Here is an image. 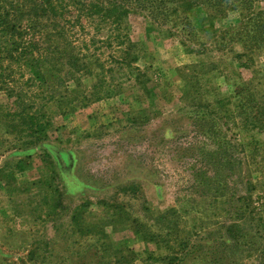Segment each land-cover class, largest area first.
Listing matches in <instances>:
<instances>
[{
	"label": "rangeland",
	"instance_id": "1",
	"mask_svg": "<svg viewBox=\"0 0 264 264\" xmlns=\"http://www.w3.org/2000/svg\"><path fill=\"white\" fill-rule=\"evenodd\" d=\"M253 8L262 10L264 2ZM188 14L196 32L184 45L143 14H128L130 65L142 76L124 63L123 48H84L79 36L88 73L78 86L68 80L47 100L35 85L25 87L45 113L37 145L12 130L14 123L6 125L0 110V264H107L120 250L163 256L165 249L133 230L132 218L151 225L143 206L149 214L171 207L182 214L180 226L191 231L192 245L180 264H264V131L233 117L231 103L235 90L248 94L249 116L264 128V49L250 64L233 57L240 51L238 42H228L240 18L236 10L208 16L196 6ZM20 31L24 42L36 40L24 19ZM14 69L19 82L27 77L22 62ZM41 72L48 96L54 74L46 64ZM95 81L98 98L89 95ZM5 101L0 90V105ZM206 112L222 116L216 129ZM215 130L242 147L240 176L249 174L254 184L251 223L236 238H227L222 226L200 224L201 212L189 207L188 197L198 199L186 188L191 163L201 146L212 148ZM24 147L31 149L15 152Z\"/></svg>",
	"mask_w": 264,
	"mask_h": 264
},
{
	"label": "trees",
	"instance_id": "2",
	"mask_svg": "<svg viewBox=\"0 0 264 264\" xmlns=\"http://www.w3.org/2000/svg\"><path fill=\"white\" fill-rule=\"evenodd\" d=\"M256 1L259 0H0V90L6 100L0 105V110H5L1 117L9 120L6 125L10 122L15 124L12 130L25 132L24 135L29 137L26 143L37 145L42 141L41 134L46 124L44 109L41 104L33 106L26 88L35 85L41 89L43 99L47 100L68 80L73 86H78L81 77L88 73L86 60H83L86 55L79 51L78 37L81 35L85 36L79 41L82 39L84 48L97 45L123 48L124 63L130 71L135 70L134 77L142 76L130 65L135 59V52H132L134 44L127 33V16L131 12L141 13L152 24L164 27L170 35L179 36L178 42L184 45L185 40H190L196 32L188 14L191 8L202 6L208 16H223L230 10H236L240 18L236 26L229 28L233 35L228 42L239 43L240 51L235 52L233 57H244L243 63H253V56L264 49V8L254 10ZM22 19L27 21V27L36 35V40L24 42L21 39ZM219 32L221 35L226 29ZM21 62L27 67L28 75L19 82L15 79L14 67ZM41 64L48 65L54 74L48 96L43 92L49 85L41 72ZM100 87V82L95 81L91 84L89 95L98 98ZM231 97L232 116L249 122L258 131H264L261 122L249 116L248 94L242 96L240 91L235 90ZM216 101L220 104L222 99ZM206 114L210 116L207 120L212 128L216 129L214 125L220 124L222 116H217L215 112ZM213 133L216 136L209 135L212 148L201 146L191 163L192 171L186 180V188L195 191L198 199L188 197L189 207L198 208L201 212L204 222L200 219V224L222 226L227 238H236L251 223L248 192L254 184L249 174L240 176L242 147L236 143L228 144L220 131ZM30 149L16 148L15 152L25 153ZM238 185L242 192L234 194ZM231 202H237L233 210H230ZM143 210L147 211L151 220L149 226L153 228L132 218L134 232H141L143 240L152 242L156 248L165 249L167 254L155 256L145 253L140 257L133 251L120 250L107 264H134L135 261L139 264H180L187 248L192 245L191 231H183L180 226L182 214L173 207L150 214L144 206ZM226 213H232V218L225 217ZM218 215L226 220H218Z\"/></svg>",
	"mask_w": 264,
	"mask_h": 264
}]
</instances>
